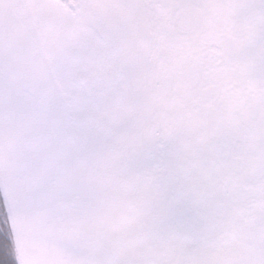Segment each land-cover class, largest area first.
I'll return each mask as SVG.
<instances>
[{"label": "snow or ice", "instance_id": "6c2138e0", "mask_svg": "<svg viewBox=\"0 0 264 264\" xmlns=\"http://www.w3.org/2000/svg\"><path fill=\"white\" fill-rule=\"evenodd\" d=\"M3 264H264V0H0Z\"/></svg>", "mask_w": 264, "mask_h": 264}, {"label": "flooded vegetation", "instance_id": "af4514ba", "mask_svg": "<svg viewBox=\"0 0 264 264\" xmlns=\"http://www.w3.org/2000/svg\"><path fill=\"white\" fill-rule=\"evenodd\" d=\"M0 264H3V260H2V257H0Z\"/></svg>", "mask_w": 264, "mask_h": 264}, {"label": "water", "instance_id": "95a60500", "mask_svg": "<svg viewBox=\"0 0 264 264\" xmlns=\"http://www.w3.org/2000/svg\"><path fill=\"white\" fill-rule=\"evenodd\" d=\"M0 200H2V197H0ZM0 239H3V237H2V236H0Z\"/></svg>", "mask_w": 264, "mask_h": 264}]
</instances>
